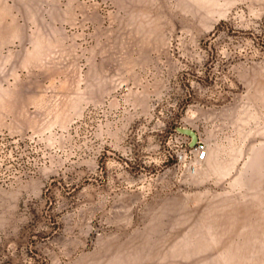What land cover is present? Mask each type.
<instances>
[{
    "label": "rangeland",
    "instance_id": "obj_1",
    "mask_svg": "<svg viewBox=\"0 0 264 264\" xmlns=\"http://www.w3.org/2000/svg\"><path fill=\"white\" fill-rule=\"evenodd\" d=\"M0 264H264V0H0Z\"/></svg>",
    "mask_w": 264,
    "mask_h": 264
},
{
    "label": "built area",
    "instance_id": "obj_2",
    "mask_svg": "<svg viewBox=\"0 0 264 264\" xmlns=\"http://www.w3.org/2000/svg\"><path fill=\"white\" fill-rule=\"evenodd\" d=\"M186 150H189V152H194L196 156V162L203 161L207 156L206 145L199 141H197L193 147H190L188 144V146L185 149V152H187ZM181 158L182 156H180V159Z\"/></svg>",
    "mask_w": 264,
    "mask_h": 264
},
{
    "label": "water",
    "instance_id": "obj_3",
    "mask_svg": "<svg viewBox=\"0 0 264 264\" xmlns=\"http://www.w3.org/2000/svg\"><path fill=\"white\" fill-rule=\"evenodd\" d=\"M177 131L182 133V134H185V135H187V136H189L191 138V140L189 142V146L190 147H193L195 145V143L197 142V140H198L196 132L193 129H191V128L178 127Z\"/></svg>",
    "mask_w": 264,
    "mask_h": 264
}]
</instances>
